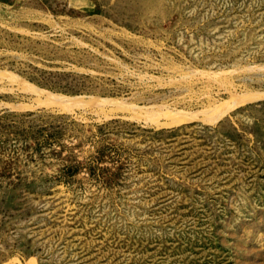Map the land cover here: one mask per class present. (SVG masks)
Segmentation results:
<instances>
[{"label": "rangeland", "instance_id": "obj_1", "mask_svg": "<svg viewBox=\"0 0 264 264\" xmlns=\"http://www.w3.org/2000/svg\"><path fill=\"white\" fill-rule=\"evenodd\" d=\"M0 264H264V0H0Z\"/></svg>", "mask_w": 264, "mask_h": 264}]
</instances>
